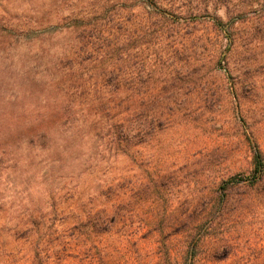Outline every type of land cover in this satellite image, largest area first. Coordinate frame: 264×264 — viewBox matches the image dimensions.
<instances>
[{
    "label": "rangeland",
    "instance_id": "rangeland-1",
    "mask_svg": "<svg viewBox=\"0 0 264 264\" xmlns=\"http://www.w3.org/2000/svg\"><path fill=\"white\" fill-rule=\"evenodd\" d=\"M97 92L128 139L95 135ZM68 99L75 140L43 120L31 143ZM257 149L264 0H0L2 262L44 216L74 226L61 264H264Z\"/></svg>",
    "mask_w": 264,
    "mask_h": 264
},
{
    "label": "trees",
    "instance_id": "trees-1",
    "mask_svg": "<svg viewBox=\"0 0 264 264\" xmlns=\"http://www.w3.org/2000/svg\"><path fill=\"white\" fill-rule=\"evenodd\" d=\"M66 81H69L68 84ZM83 83L77 81L75 78V73L71 68L67 67L66 74L63 75L61 82L57 83L54 89L58 93H62L63 95H67L68 98H73L75 90H81L80 96L84 94L82 90ZM101 93H95V98L93 101L96 103L94 120L93 123L96 127V131H98L95 135L99 137V139H103L106 137L109 141L120 143L121 140L128 139L126 135L123 134L122 129L123 125L118 121L114 120L116 117L115 109L117 105H109L104 100L103 96H100ZM88 99L85 100L83 104H88ZM82 104V105H83ZM94 106V104H89ZM54 116H43L40 120L38 118L36 121L30 122L29 130L31 132V143L39 146L41 149L44 148L47 140H48V132L45 128H42V121L46 120L49 124H54L55 122L61 123L62 126L66 127L65 130L68 131V135L71 137L72 141L75 140V135H78L81 132V128H77L74 126L75 113L72 112V100L68 99L67 105L59 108L52 113ZM107 118V121L103 122V119ZM105 128H109L106 133L102 131ZM255 157V169H254V177L256 178L258 175L264 171V164L261 162V152L257 149L254 154ZM53 205V204H52ZM55 210V206L53 207ZM40 218L38 221L36 217L29 219V228L25 230H18L20 232V236L25 239L28 243V247L24 250H21L17 253L9 252L6 254V258L3 261L4 264H61V253L69 250L70 248V240L69 238L73 235V228L66 227L61 233L58 229L55 228V219L51 218L48 220H44ZM87 224V223H86ZM97 224H94L96 226ZM46 226V227H45ZM45 227V228H44ZM96 226V230L103 231V227ZM22 233V234H21ZM35 234L32 238V234ZM57 235V236H55ZM66 238L68 240H66ZM22 251H25L23 254ZM20 254V256H19ZM0 260V264H3Z\"/></svg>",
    "mask_w": 264,
    "mask_h": 264
}]
</instances>
